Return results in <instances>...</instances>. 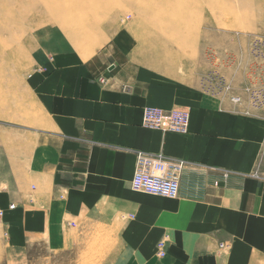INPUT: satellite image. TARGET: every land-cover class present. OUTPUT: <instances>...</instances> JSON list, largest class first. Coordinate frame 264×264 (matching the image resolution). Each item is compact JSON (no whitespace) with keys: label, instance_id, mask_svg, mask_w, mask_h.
I'll return each mask as SVG.
<instances>
[{"label":"crops","instance_id":"0c3cea01","mask_svg":"<svg viewBox=\"0 0 264 264\" xmlns=\"http://www.w3.org/2000/svg\"><path fill=\"white\" fill-rule=\"evenodd\" d=\"M90 50L82 64L0 76V219L10 248L63 252L104 231L107 264H264V110L204 95L202 49L182 72H141L154 78L145 88L135 69L107 77ZM147 108L188 111L187 133L142 128ZM138 153L184 164L177 199L131 191Z\"/></svg>","mask_w":264,"mask_h":264},{"label":"rangeland","instance_id":"374dc122","mask_svg":"<svg viewBox=\"0 0 264 264\" xmlns=\"http://www.w3.org/2000/svg\"><path fill=\"white\" fill-rule=\"evenodd\" d=\"M250 36L264 38V0H0V76L23 79L46 62L82 64L85 51L94 47L90 59L104 62L107 77L124 67L135 69L137 84L145 88L154 78L141 72L154 76L176 67L182 72L195 49H202L200 89L201 81L230 78L244 86L243 74L235 73L238 67L210 65L206 49L245 59ZM256 54L262 58L264 52ZM4 226L0 219V264H107L112 241L104 231L73 249L50 252L42 243L12 250Z\"/></svg>","mask_w":264,"mask_h":264},{"label":"built area","instance_id":"2783aa9c","mask_svg":"<svg viewBox=\"0 0 264 264\" xmlns=\"http://www.w3.org/2000/svg\"><path fill=\"white\" fill-rule=\"evenodd\" d=\"M250 52L258 56L245 59L236 57L227 50L216 52L212 49H206V54L210 58V65L220 66L223 69L238 67L235 73L241 72L247 81L244 86H236L233 79L214 80L203 82L209 84L212 88H217V93L207 94L213 97L227 98L230 103L242 106L246 104L252 110L264 109V38L259 36H250ZM262 46V47H261ZM254 48V49H252ZM257 48V49H255ZM218 64H214L217 63ZM100 84L107 83L102 77L96 79ZM202 84V85H203ZM205 92L208 89L204 90ZM140 126L144 129L158 130L162 133L186 134L189 127V113L184 109H173L163 111L160 109H145ZM184 164L182 162L167 161L156 155L147 153H138L135 157L133 177L129 183L133 192L143 193L165 199H177L179 196V187ZM13 205L10 209H13ZM0 211V217H1ZM167 239L161 240L157 245L156 256L162 258L165 254ZM225 245H220L222 250Z\"/></svg>","mask_w":264,"mask_h":264},{"label":"bare ground","instance_id":"6f19581e","mask_svg":"<svg viewBox=\"0 0 264 264\" xmlns=\"http://www.w3.org/2000/svg\"><path fill=\"white\" fill-rule=\"evenodd\" d=\"M62 2V1H61ZM264 40V39H263ZM262 47V46H261ZM92 49H94V47H92L91 48V50L89 51V54L87 55V56H92L93 55V51H92ZM95 51V50H94ZM203 84V83H202ZM202 84H200V87H201V92L204 94V95H207V94H211V93H217L218 92V89L217 88H212V87H207V86H203ZM206 89H208V91H204V90H206ZM207 96H210V95H207ZM210 97H213V96H210ZM213 98H217V99H222V97H213ZM248 107V106H247ZM147 109H149V108H147ZM150 109H152V108H150ZM144 111H145V109L143 110V112H142V115H143V113H144ZM142 115H141V117H142ZM147 130H149V129H147ZM158 131V130H157ZM183 135V134H182ZM170 200H173V199H170ZM220 249V248H219ZM224 250H229V247L228 246H225L223 249H222V251L221 252H223Z\"/></svg>","mask_w":264,"mask_h":264}]
</instances>
